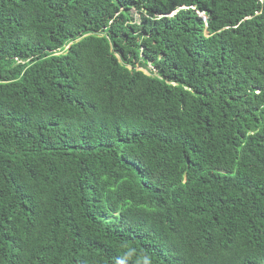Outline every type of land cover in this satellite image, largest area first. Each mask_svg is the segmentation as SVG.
I'll return each instance as SVG.
<instances>
[{
    "label": "trees",
    "instance_id": "obj_1",
    "mask_svg": "<svg viewBox=\"0 0 264 264\" xmlns=\"http://www.w3.org/2000/svg\"><path fill=\"white\" fill-rule=\"evenodd\" d=\"M0 264H264V0H0Z\"/></svg>",
    "mask_w": 264,
    "mask_h": 264
},
{
    "label": "rangeland",
    "instance_id": "obj_2",
    "mask_svg": "<svg viewBox=\"0 0 264 264\" xmlns=\"http://www.w3.org/2000/svg\"><path fill=\"white\" fill-rule=\"evenodd\" d=\"M132 17H133V20L136 22V23H139L140 22V16L138 14L135 13V11H131L130 12Z\"/></svg>",
    "mask_w": 264,
    "mask_h": 264
}]
</instances>
